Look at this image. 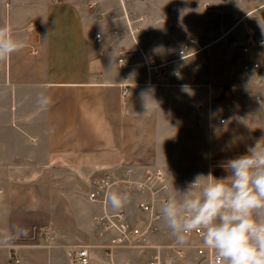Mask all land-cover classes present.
I'll return each mask as SVG.
<instances>
[{
  "label": "crops",
  "instance_id": "0c3cea01",
  "mask_svg": "<svg viewBox=\"0 0 264 264\" xmlns=\"http://www.w3.org/2000/svg\"><path fill=\"white\" fill-rule=\"evenodd\" d=\"M194 3L134 0V39L119 0H0V26L27 42L0 61V264H55L67 246L94 243L102 233L83 222L116 212L111 191L128 193L127 212L152 201L159 222L172 183L226 176L219 163L264 136V46L241 54L231 41L245 34L236 32L243 16L201 22ZM144 55L167 74L148 83ZM254 62L259 69H243ZM40 93L51 97L47 108ZM128 168L132 180L160 171L163 181L131 193ZM104 174L115 184L92 202ZM47 235L51 246L42 245Z\"/></svg>",
  "mask_w": 264,
  "mask_h": 264
},
{
  "label": "clouds",
  "instance_id": "9594fccd",
  "mask_svg": "<svg viewBox=\"0 0 264 264\" xmlns=\"http://www.w3.org/2000/svg\"><path fill=\"white\" fill-rule=\"evenodd\" d=\"M26 46L8 25L0 26V61ZM181 87L191 94L187 85ZM38 103L47 108L52 100L40 93ZM219 167L226 176L217 178L210 170L196 174L184 189L172 183L174 194L164 201L161 219L178 245L199 232L222 264H264V136ZM107 199L116 211L130 201L127 192L118 191L109 192Z\"/></svg>",
  "mask_w": 264,
  "mask_h": 264
},
{
  "label": "built area",
  "instance_id": "2783aa9c",
  "mask_svg": "<svg viewBox=\"0 0 264 264\" xmlns=\"http://www.w3.org/2000/svg\"><path fill=\"white\" fill-rule=\"evenodd\" d=\"M134 0H119L120 6L123 9L128 32L135 39V34L138 31L137 28L133 27L134 21L130 19L131 14L129 11V6L133 3ZM96 3L91 5V8L96 7ZM206 8H209L210 4L204 3ZM264 9V2L254 8L248 13H257L260 10ZM244 18L241 20L243 21ZM31 26L35 29L39 28V25L36 22H32ZM245 34L243 38H235L231 41V45L236 48L241 54L248 55L251 54L255 48H261L264 46V14L261 15L259 22L252 21L250 23H245ZM97 39H101V34L96 35ZM138 49H140L137 44ZM184 53V51H182ZM186 56V55H185ZM144 64L148 72V79L151 83L153 78H163L167 74L166 64L157 62L153 58H148L145 55ZM117 63L120 68H124L126 65V54L124 50L119 49L117 52ZM259 69L260 64L254 62L253 64H245L243 66L244 70ZM128 88L125 86L123 94L127 95ZM225 120L222 119L221 122ZM239 155H233L231 158H235ZM132 169L128 168L125 172L126 180L125 186L131 193H142L147 189L153 188L156 180L163 181V174L160 171L155 173L147 172L145 179L143 181H135L131 179ZM115 184V182L110 178L108 174H104L98 178L95 184V188L90 192V200L92 202L101 201L103 194H106L110 188ZM138 207L141 212L148 215V220L145 225V228H142L136 224L132 217L123 207L121 210L114 213H105L100 216L95 217V221L107 232H114V234L109 238L108 244L105 246V253L109 256H113L114 248L117 247H152L146 243L145 235L148 232H155L159 229L158 219L159 214L154 209V204L150 200H142L138 203ZM44 246H51L55 241L54 236L47 235L45 237ZM157 251L151 255L148 264H164L163 256L161 252V246H153ZM191 249L187 257L188 250ZM174 253L178 258L187 259L189 264H222V261L217 257L216 253L207 248L203 244V238L199 232H193L189 238V241L186 245H174ZM67 256L69 264H90L91 263V250L89 246L86 245H77L68 247Z\"/></svg>",
  "mask_w": 264,
  "mask_h": 264
},
{
  "label": "rangeland",
  "instance_id": "374dc122",
  "mask_svg": "<svg viewBox=\"0 0 264 264\" xmlns=\"http://www.w3.org/2000/svg\"><path fill=\"white\" fill-rule=\"evenodd\" d=\"M195 6L197 9L191 14L194 18L199 19L201 22L204 20L205 15L211 24H215L216 19L212 18L213 15H216L221 18L225 19L228 23L232 22L233 19L237 16L245 17L244 21H239V26L236 29V32H239V29H244L245 20L246 22L258 21L260 20L261 15H263L264 9L260 10L257 13H252L248 15L249 11L252 8H256L260 6L264 0H195ZM210 1L211 2V11L204 7V2ZM180 8L182 6H186L185 2L179 3ZM253 10V9H252ZM242 19V18H241ZM138 206L134 203L131 204L128 208V212L131 214L133 221L145 228V225L148 220V215H140L138 213ZM159 229L155 232H148L146 237V243L148 245H152V247H117L114 248L113 256L109 257L104 249L105 246L109 242V238L114 234V232H107V231H100L98 225L93 220L91 221H84L83 226L84 229H95L98 232L102 233V237L96 239L94 243L90 242H82L78 243L77 245H91L90 250L91 254V263L90 264H148V261L152 254H154L157 249L153 246H161V252L163 256L164 264H189L187 259L178 258L174 253V245H177L175 239L171 236L170 230L164 225V222L161 220L158 222ZM39 243V242H38ZM36 244V243H34ZM67 246L66 252L62 250L60 253H57L55 256V264H69L68 256H67ZM192 253V250H188V255Z\"/></svg>",
  "mask_w": 264,
  "mask_h": 264
}]
</instances>
